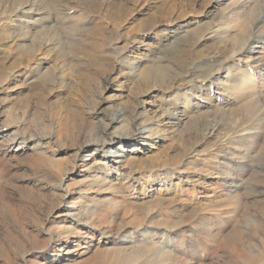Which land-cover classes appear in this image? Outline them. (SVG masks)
Returning a JSON list of instances; mask_svg holds the SVG:
<instances>
[{"label": "rangeland", "instance_id": "1", "mask_svg": "<svg viewBox=\"0 0 264 264\" xmlns=\"http://www.w3.org/2000/svg\"><path fill=\"white\" fill-rule=\"evenodd\" d=\"M261 5L0 0V264H264ZM237 56L248 95L207 97ZM166 106L182 121L163 125ZM219 160L231 182L210 174Z\"/></svg>", "mask_w": 264, "mask_h": 264}, {"label": "bare ground", "instance_id": "2", "mask_svg": "<svg viewBox=\"0 0 264 264\" xmlns=\"http://www.w3.org/2000/svg\"><path fill=\"white\" fill-rule=\"evenodd\" d=\"M32 3V2H31ZM30 3V4H31ZM26 4V3H25ZM24 4V5H25ZM262 6V5H261ZM29 7V6H28ZM18 8V7H17ZM24 8V7H23ZM65 8V7H64ZM13 9V8H12ZM19 9H20V7H19ZM68 9V8H67ZM84 9H86V8H84ZM212 9V8H211ZM14 10V9H13ZM22 10V9H21ZM87 10V9H86ZM213 10H211V12H212ZM261 11H262V15H261V18H264V5L262 6V8H261ZM2 12V11H1ZM59 12V11H58ZM57 12V13H58ZM60 12H62L61 10H60ZM209 12V11H208ZM16 13V12H15ZM13 14V13H12ZM11 14V15H12ZM64 14V13H63ZM81 15V14H80ZM15 16H17L18 17V14L16 13L15 14ZM65 16V15H64ZM27 17H30L29 15H27ZM0 18H1V16H0ZM5 18V17H4ZM8 18V17H7ZM9 18H11V17H9ZM47 18V17H46ZM83 18V17H82ZM2 19V18H1ZM49 19V18H48ZM8 20V19H7ZM55 20V19H54ZM263 20V19H262ZM19 21V20H18ZM258 21L259 20H257L252 26L255 28L256 27V30L255 31H253V33L251 34V37H250V49H248V54H250L249 56L251 57V60L250 61H253V62H258L257 61V55L259 56V54H258V52L260 51V50H262L263 49V47H264V26L263 27H260L259 26V24H258V26H257V23H258ZM264 21V20H263ZM4 22V21H3ZM7 24H8V22H7ZM10 26V25H9ZM23 27V25L21 26V28ZM258 27H260V28H258ZM5 28V27H4ZM26 28V27H25ZM253 28V29H254ZM7 29V28H6ZM10 29V28H9ZM14 29V28H13ZM2 30H3V28H2ZM24 30V29H23ZM7 31V30H6ZM10 31V30H9ZM12 31V30H11ZM97 31V30H96ZM212 33V32H211ZM214 33H215V31H214ZM217 33V32H216ZM212 35V34H211ZM216 36V35H215ZM9 39V38H8ZM248 38H246V40H247ZM217 40H219V39H217ZM245 44V43H244ZM234 45V44H233ZM225 47V46H224ZM245 47V46H244ZM246 47H248V46H246ZM223 50V49H222ZM221 50V51H222ZM217 51V50H216ZM219 52V51H218ZM242 52V51H241ZM225 53V52H224ZM224 53H223V55H224ZM222 54V53H221ZM226 55H227V53H226ZM249 56H247V59H249L250 57ZM224 57V56H223ZM226 57H228V56H226ZM238 57V56H237ZM249 57V58H248ZM210 58V57H209ZM219 58H220V55L219 56H214V57H212L211 58V62L210 61H208V59H207V62H205V68L204 67H202V68H204L203 70L205 71V73L206 74H211V70L214 68V67H216V66H218L219 64H221V62H220V60H219ZM242 58V57H241ZM203 59V58H202ZM238 60H240V57H238L236 60H234L231 64H229L226 68H224V69H222L221 68V66H219L218 68H217V70L216 71H214V74H212V78H211V82H210V84H209V86L207 87L208 88V91H207V89H206V91H207V97H209V96H211V95H213V94H227V93H229V90H228V88L230 87V86H233L232 88H234L235 87V90H236V92L237 91H239V93L241 92V94L242 95H248L247 94V91H249V89H250V86H251V84H253L254 83V81H255V79H254V77L253 76H250L249 75V69L248 70H246L245 68H242V67H240V64H239V62H238ZM205 61V60H204ZM202 62V61H201ZM204 63V62H203ZM258 64V63H257ZM262 65V64H261ZM150 66V65H149ZM160 66V65H159ZM252 66H255V67H257V66H259V65H252ZM1 67V66H0ZM163 68H164V66H163ZM166 68V67H165ZM199 68V67H198ZM197 68V69H198ZM1 69V68H0ZM167 69V68H166ZM152 70H153V68H152ZM148 71V70H147ZM151 71V70H150ZM152 72V71H151ZM153 73V72H152ZM151 73V74H152ZM159 73L160 74H162V71H161V69L159 68ZM148 74V73H147ZM146 74V75H147ZM157 75V74H155L156 76H161V75ZM203 75V74H202ZM163 76H165V75H163ZM264 76V75H263ZM224 79H226V81H227V83H226V85L224 86V85H221L220 84V81L221 80H224ZM264 80V79H263ZM152 82V81H151ZM255 84V83H254ZM210 88H211V90H210ZM254 88V87H253ZM155 90V89H154ZM210 90V91H209ZM234 90V91H235ZM253 90V89H252ZM256 90V89H255ZM193 92L195 93V95H188V94H182L181 96H178V99L180 98H182L183 99V102L184 103H186V104H188V106L190 107V108H193V107H195V106H198L197 105V101H195V100H193V98L196 96V94L197 93H199L198 91H196L195 89H193ZM209 92V93H208ZM151 93V92H150ZM249 94H250V92H248ZM252 94V93H251ZM250 94V95H251ZM255 94V93H254ZM228 95V94H227ZM246 98V97H245ZM226 99V98H225ZM167 108H165V110L164 111H166V113H165V118L164 119H162V124L163 125H167V124H177V123H179L180 121H182V119H183V116L184 115H182V114H177L176 112L177 111H175V108H174V110H172V109H170L168 106H166ZM185 107V106H184ZM189 110V109H188ZM189 112V111H188ZM184 113V112H183ZM186 113V112H185ZM120 116V115H119ZM188 116V115H187ZM116 119H117V117H116ZM169 126V125H168ZM242 129V128H241ZM207 130V129H206ZM145 130H141V132H140V134H139V137L141 138V140L143 139L144 140V138H147V137H149L150 135H148V132H146L147 133V135H142V133L144 132ZM0 137H2V138H4L5 136H4V134H3V131H0ZM238 139V138H237ZM5 141H8L9 139H4ZM12 140V139H11ZM237 141V140H236ZM239 141V140H238ZM107 141L106 140H103L102 142H101V145H104L105 143H106ZM6 143V142H5ZM240 144V143H239ZM139 147H138V149H137V152L138 151H140V150H144L145 148H148L149 147V145L148 144H146V142L145 141H141V142H139L138 144H137ZM112 149V150H111ZM114 150V152L115 153H112L111 155H109V157L112 159V158H114V159H117L118 160V162L120 163V165H122L123 166V163L124 164H126L127 162H125L127 159H130L128 162H130V161H132V162H134V163H137V164H139L138 162L140 161L139 159V157H135V156H133L132 155V151L130 150V152H128L127 154H124L123 152H118V147L117 148H110V152H112ZM141 163V162H140ZM133 165V164H132ZM235 166H237V167H240V164L238 163V164H235ZM223 167H226V164H225V162H224V160H219L218 162H217V164H215V166L213 167V172H211L210 174H212V176H213V178L215 179L216 178V180H221V181H225V182H231L232 180L231 179H233L232 177L230 178V176H222V173H223ZM244 172V171H243ZM234 177V176H233ZM236 177V176H235ZM168 183V182H167ZM166 182H163V183H160L157 179H152V182H151V186H157V188L159 187V189L161 188H164V190L165 191H168V185L169 184H167ZM170 197V196H169ZM185 198V197H184ZM234 231L236 232V233H238L239 232V230L237 229V228H234ZM110 236V235H109ZM78 237L77 236H75V235H72V236H70V240L72 241V242H74L76 239H77ZM119 238H120V240H122V241H129L130 240V237H129V235L127 234V233H122V234H120V236H119ZM106 239H108V236H106V238H105V240ZM67 241V240H66ZM67 244V243H66ZM247 247V246H246ZM249 248V247H248ZM250 249V248H249ZM251 249H253V248H251ZM250 249V250H251ZM171 251V250H170ZM248 251V250H247ZM252 251V250H251ZM173 254H175V253H173ZM54 255V253L51 251V250H48V251H46L45 253H44V256L45 257H50L51 258V256H53ZM172 255V254H171Z\"/></svg>", "mask_w": 264, "mask_h": 264}]
</instances>
